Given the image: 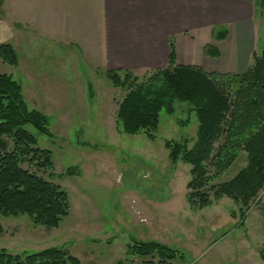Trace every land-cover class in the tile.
Segmentation results:
<instances>
[{
  "label": "rangeland",
  "instance_id": "374dc122",
  "mask_svg": "<svg viewBox=\"0 0 264 264\" xmlns=\"http://www.w3.org/2000/svg\"><path fill=\"white\" fill-rule=\"evenodd\" d=\"M4 6L0 44L15 47L18 63L0 57V74L11 75L22 85L29 106L48 117L52 133L26 125L38 146L52 151L53 167L27 162L23 166L62 185L71 211L54 228L36 225L27 215L0 217V248L26 254L60 246L85 264H132L127 245L156 239L178 250L173 264H264V188L245 210L246 217L241 204L227 196L212 195V203L204 208H194L188 201L192 167L173 163L166 141L185 138L194 143L198 122L191 105L176 101L173 113L162 111L153 139L144 132L122 130L117 111L128 87L110 80L106 70L116 68L107 67L104 54L96 51L98 0H4ZM43 6V15H51L50 28L55 25L68 36L41 35ZM258 34L263 37V27ZM83 40L84 45L78 44ZM263 41L264 37L258 52ZM201 56L195 47L193 59L203 60ZM224 59L212 67H221ZM125 69L119 72L121 78ZM131 71L140 83L156 69ZM162 84L159 78L149 87ZM246 163L242 153L216 182L229 180ZM71 167L72 174L60 176Z\"/></svg>",
  "mask_w": 264,
  "mask_h": 264
},
{
  "label": "trees",
  "instance_id": "16d2710c",
  "mask_svg": "<svg viewBox=\"0 0 264 264\" xmlns=\"http://www.w3.org/2000/svg\"><path fill=\"white\" fill-rule=\"evenodd\" d=\"M257 3L264 16V0ZM227 33L221 28L214 36L224 39ZM170 47L167 66L156 69L144 82H137L131 70L125 69L123 78L122 69L106 70L115 85L128 87L118 106V122L126 133L144 132L153 139L162 111L173 113L176 101L191 105L198 122L194 143L190 145L185 138L166 141L172 162L192 167L188 201L194 208H204L212 203V195L227 196L241 204L242 217H246L251 202L264 188V50L253 54V64L245 72L220 73L177 64L173 40ZM204 49L208 56H220L213 44ZM0 57L18 63V53L10 43L0 44ZM159 78L163 84L150 88L149 82ZM28 124L52 135L48 117L29 106L22 85L11 75L0 74V217L27 215L36 225L59 227L71 211L70 197L62 185L23 166L27 162L43 169L53 167L52 151L38 146ZM242 153L246 165L229 180L216 182ZM72 169L60 176L72 174ZM126 254L132 264H173L179 257L177 249L156 239L135 240L127 245ZM136 257L141 262H136ZM0 264L85 263L63 247L50 246L26 254L0 248Z\"/></svg>",
  "mask_w": 264,
  "mask_h": 264
},
{
  "label": "crops",
  "instance_id": "0c3cea01",
  "mask_svg": "<svg viewBox=\"0 0 264 264\" xmlns=\"http://www.w3.org/2000/svg\"><path fill=\"white\" fill-rule=\"evenodd\" d=\"M257 1L98 0L100 28L96 51L104 54L107 67L159 69L168 64L173 40L177 64L197 65L208 72L243 73L253 64V54L264 50L262 47L257 51L264 37L258 34L261 27L264 29V16ZM2 5L4 8V1ZM49 7L56 14V8ZM44 8H39V32L42 36L53 32L56 36L60 31L55 30V25L50 28L51 15H43ZM221 28L228 30L227 36L217 39L214 32ZM60 34L66 35L65 31ZM72 36L70 30L69 42ZM78 44L84 45V40ZM207 44L215 45L220 56H208L204 49ZM195 47L201 50L203 60L193 59ZM222 59L221 67H212L211 63Z\"/></svg>",
  "mask_w": 264,
  "mask_h": 264
}]
</instances>
